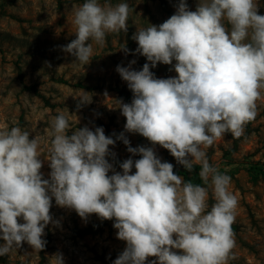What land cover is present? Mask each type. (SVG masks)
<instances>
[{"label":"clouds","instance_id":"9594fccd","mask_svg":"<svg viewBox=\"0 0 264 264\" xmlns=\"http://www.w3.org/2000/svg\"><path fill=\"white\" fill-rule=\"evenodd\" d=\"M129 12L126 2L102 6L85 0L74 11L76 38L61 50L89 64L90 41L102 46L107 33H126ZM132 39L138 43L133 54L148 62L139 71L131 68L135 60L117 66L133 93L131 103L118 101L125 131L167 149L189 173L199 165L215 203L208 210V187L175 174L154 147H131L123 132L116 139L141 158H129L120 164L122 173L115 171L106 159L114 155L109 146L115 140L102 127L72 130L61 113L52 121L48 179L41 172L38 139L19 127L0 131V256L24 242L45 249L46 226L59 224L50 214L54 198L82 219H114L126 248L113 264H146L149 257L156 258L151 264H228L235 258L238 200L229 190L231 177L209 163L203 148L226 133L240 138L264 98V15L258 0H200L195 11L179 0L175 14L137 30ZM121 50L129 52L126 46ZM158 63L173 65L177 76L156 78L150 67ZM88 103L91 97L83 91L77 108ZM51 257L52 264H64L62 253Z\"/></svg>","mask_w":264,"mask_h":264},{"label":"rangeland","instance_id":"374dc122","mask_svg":"<svg viewBox=\"0 0 264 264\" xmlns=\"http://www.w3.org/2000/svg\"><path fill=\"white\" fill-rule=\"evenodd\" d=\"M84 2L0 0V131L19 127L29 132L30 139H38L45 179L51 171L47 158L53 138L52 121L61 113L68 117L72 130L87 126L95 131L102 127L105 135L115 140L109 146L114 155L106 159L117 172L122 173L120 164L125 160L141 158L129 153L128 146L116 139L122 132L131 147H154L162 162L173 164L174 171L183 169L167 149L152 145L138 133L125 131L126 117L121 114L118 101L126 103L124 94L131 90L116 70L118 65L128 67L132 60L136 63L131 68L142 70L148 61L133 54L138 47L133 34L165 22L175 14L179 0H98L102 6L128 3V30L107 33L102 46L90 41L93 55L87 65L60 47L76 38L74 11ZM186 2L189 10L195 11L200 0ZM258 3L259 14L264 15V0ZM122 46L129 50L127 54ZM173 65L158 63L150 70L156 78L166 79L177 76ZM83 91L91 97V103L77 108ZM257 111L255 120L247 124L240 138L226 133L212 146L203 148L209 163L218 165L221 173L231 177L229 190L238 200L233 224L235 258L228 264H264V98L257 102ZM135 171L133 166L130 174ZM202 186L208 187L210 210L215 203L213 191L208 185ZM50 214L59 224L46 226L42 237L47 241L45 249L37 251L24 242L21 248L0 256V264H52L51 256L57 252L63 254L64 264H113L126 248V242L117 238L114 219L101 220L95 214L82 219L75 210L57 206L54 198ZM19 222L24 221L21 218ZM155 259L149 257L146 264Z\"/></svg>","mask_w":264,"mask_h":264},{"label":"trees","instance_id":"16d2710c","mask_svg":"<svg viewBox=\"0 0 264 264\" xmlns=\"http://www.w3.org/2000/svg\"><path fill=\"white\" fill-rule=\"evenodd\" d=\"M77 86H82L81 84H76ZM132 96L133 93L132 91L125 93L124 94V99L126 101V103H131L132 101ZM257 169L259 167H256ZM199 171H200V166L196 165L194 170L189 173L185 168L183 169H176L174 171L175 174L180 175L184 178V180L187 181H191L193 184H199V185H203V181L201 180V178L199 177ZM233 230L236 229V226L232 225Z\"/></svg>","mask_w":264,"mask_h":264}]
</instances>
